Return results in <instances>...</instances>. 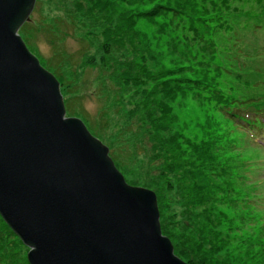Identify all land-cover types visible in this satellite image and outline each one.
<instances>
[{
  "label": "rangeland",
  "instance_id": "rangeland-1",
  "mask_svg": "<svg viewBox=\"0 0 264 264\" xmlns=\"http://www.w3.org/2000/svg\"><path fill=\"white\" fill-rule=\"evenodd\" d=\"M27 25L66 117L154 192L174 254L264 264V149L242 126L264 100V0H36ZM27 252L0 218V264Z\"/></svg>",
  "mask_w": 264,
  "mask_h": 264
},
{
  "label": "water",
  "instance_id": "water-1",
  "mask_svg": "<svg viewBox=\"0 0 264 264\" xmlns=\"http://www.w3.org/2000/svg\"><path fill=\"white\" fill-rule=\"evenodd\" d=\"M36 0H0V218L28 264H187L162 235L153 191L66 117L56 77L19 29Z\"/></svg>",
  "mask_w": 264,
  "mask_h": 264
},
{
  "label": "trees",
  "instance_id": "trees-1",
  "mask_svg": "<svg viewBox=\"0 0 264 264\" xmlns=\"http://www.w3.org/2000/svg\"><path fill=\"white\" fill-rule=\"evenodd\" d=\"M28 25L27 22L22 25V27L19 29L20 33H25L26 29H27ZM18 32V33H19ZM65 104V102H64ZM67 104H65V110L66 112H72L71 109H69L68 106H66ZM255 109H250V111L248 110L244 116L245 118L248 120V123L244 125H242L245 129H249L252 130L250 132H254L253 130L255 129H264V100L263 102H258L256 104H254ZM243 108H241L242 110ZM230 114V119H235L234 116H232L234 113H229ZM261 148H263V146L260 145ZM208 162L213 161L214 159L210 156L207 157L206 159ZM200 173V172H199ZM196 174H198V172H196Z\"/></svg>",
  "mask_w": 264,
  "mask_h": 264
}]
</instances>
